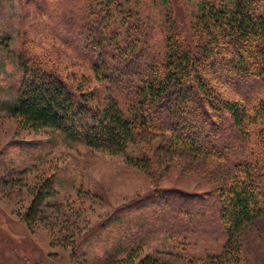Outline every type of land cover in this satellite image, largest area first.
Instances as JSON below:
<instances>
[{
    "label": "rangeland",
    "instance_id": "obj_1",
    "mask_svg": "<svg viewBox=\"0 0 264 264\" xmlns=\"http://www.w3.org/2000/svg\"><path fill=\"white\" fill-rule=\"evenodd\" d=\"M167 1L132 0L149 13L169 7L181 22L212 0ZM95 4L0 0V264H136L145 256L173 264H264V218L246 227L237 253L228 247L219 255L226 238L216 235L218 189L235 169L170 151L166 136L149 133L122 151L92 149L51 127H25L10 112L23 50L64 74L83 66L75 20L92 18ZM162 191L172 205L162 203ZM182 193L199 195V204ZM181 206L191 218L178 213ZM212 254L219 255L214 262Z\"/></svg>",
    "mask_w": 264,
    "mask_h": 264
},
{
    "label": "trees",
    "instance_id": "obj_2",
    "mask_svg": "<svg viewBox=\"0 0 264 264\" xmlns=\"http://www.w3.org/2000/svg\"><path fill=\"white\" fill-rule=\"evenodd\" d=\"M93 3L92 18L74 19L83 66L64 74L23 50L10 112L25 127H51L92 149L122 151L149 133L166 136L170 151L235 169L218 189L216 235L226 238L219 255L237 253L246 227L264 218V0L204 1L185 22L169 7L149 13L132 0ZM178 213L191 218L182 206ZM143 263L173 264L146 256L136 262Z\"/></svg>",
    "mask_w": 264,
    "mask_h": 264
}]
</instances>
